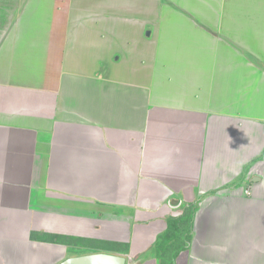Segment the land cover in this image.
I'll return each instance as SVG.
<instances>
[{"label":"crops","instance_id":"0c3cea01","mask_svg":"<svg viewBox=\"0 0 264 264\" xmlns=\"http://www.w3.org/2000/svg\"><path fill=\"white\" fill-rule=\"evenodd\" d=\"M248 7L0 0V264H264Z\"/></svg>","mask_w":264,"mask_h":264},{"label":"rangeland","instance_id":"374dc122","mask_svg":"<svg viewBox=\"0 0 264 264\" xmlns=\"http://www.w3.org/2000/svg\"><path fill=\"white\" fill-rule=\"evenodd\" d=\"M252 11L254 13H252ZM237 12L238 14L236 18L240 19L241 21L244 20L247 14V10H243L241 8L238 9ZM247 25H248V45H251L252 47L257 46V52L259 48L262 50V52H264V7L263 8L248 7V21L245 20L244 22H241L240 24L241 30L242 29L244 30L247 27ZM249 34L254 38V40ZM255 36H257V38Z\"/></svg>","mask_w":264,"mask_h":264},{"label":"water","instance_id":"95a60500","mask_svg":"<svg viewBox=\"0 0 264 264\" xmlns=\"http://www.w3.org/2000/svg\"><path fill=\"white\" fill-rule=\"evenodd\" d=\"M58 264H124V257L118 254L95 252L70 256Z\"/></svg>","mask_w":264,"mask_h":264},{"label":"trees","instance_id":"16d2710c","mask_svg":"<svg viewBox=\"0 0 264 264\" xmlns=\"http://www.w3.org/2000/svg\"><path fill=\"white\" fill-rule=\"evenodd\" d=\"M31 237L32 238H35L36 237V234L35 233H31Z\"/></svg>","mask_w":264,"mask_h":264}]
</instances>
